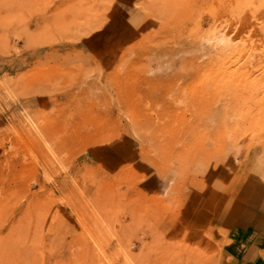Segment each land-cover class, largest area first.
<instances>
[{"label": "rangeland", "instance_id": "rangeland-1", "mask_svg": "<svg viewBox=\"0 0 264 264\" xmlns=\"http://www.w3.org/2000/svg\"><path fill=\"white\" fill-rule=\"evenodd\" d=\"M263 221L264 0H0V264H227Z\"/></svg>", "mask_w": 264, "mask_h": 264}, {"label": "crops", "instance_id": "crops-1", "mask_svg": "<svg viewBox=\"0 0 264 264\" xmlns=\"http://www.w3.org/2000/svg\"><path fill=\"white\" fill-rule=\"evenodd\" d=\"M248 227V234L232 239L236 247L229 244L231 251L227 256V264H264V221ZM236 243L241 244L243 249L240 250Z\"/></svg>", "mask_w": 264, "mask_h": 264}]
</instances>
